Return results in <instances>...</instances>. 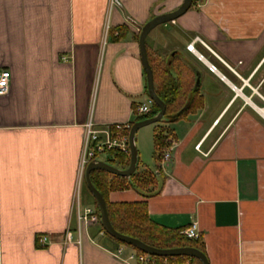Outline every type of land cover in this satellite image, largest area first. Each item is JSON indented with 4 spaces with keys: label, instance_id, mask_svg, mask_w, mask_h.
Masks as SVG:
<instances>
[{
    "label": "crops",
    "instance_id": "0c3cea01",
    "mask_svg": "<svg viewBox=\"0 0 264 264\" xmlns=\"http://www.w3.org/2000/svg\"><path fill=\"white\" fill-rule=\"evenodd\" d=\"M118 1L0 0V264H138L99 224L78 236L77 212L96 211L79 185L84 124L134 120L148 99L138 29L183 0ZM147 46L191 64L200 107L168 125L163 185L109 202L144 201L170 230L196 224L208 264H264V0H205Z\"/></svg>",
    "mask_w": 264,
    "mask_h": 264
},
{
    "label": "trees",
    "instance_id": "16d2710c",
    "mask_svg": "<svg viewBox=\"0 0 264 264\" xmlns=\"http://www.w3.org/2000/svg\"><path fill=\"white\" fill-rule=\"evenodd\" d=\"M195 1L192 0L190 9L195 7ZM201 54L204 56L203 53ZM147 59L153 74L155 93L165 105V114L158 122V126L155 127L153 133L152 157L157 165L161 162L162 156L170 146V140L173 137L172 130L168 125L194 112L200 107V102L198 90L194 91L195 72L191 64L182 57L180 52L170 51L165 55H160L156 51H151L147 46ZM186 104H188V107L183 110ZM137 106H134V110H136ZM158 112L159 108L152 104L146 114L135 116L131 124L152 118ZM107 163L117 169L125 170L129 165V157L119 152H113ZM138 165L130 178L113 176L97 170L90 173L93 186L106 202L108 218L113 229L119 234L137 239L157 249L193 248L205 255L204 243L200 236L197 239H187L180 235V230H170L156 225L148 218L144 201L135 203L109 202L108 195L111 192L132 189L139 194H146L159 181L161 186L163 185L164 177H161V175L157 176L155 172L160 171L159 165L154 167L155 169L147 166L139 169ZM155 189H158V186ZM95 209L99 219V211L96 204ZM104 235L117 244H122L109 237L105 232ZM134 250L137 254H143L136 249ZM152 259L155 264H201L198 260L188 257H152Z\"/></svg>",
    "mask_w": 264,
    "mask_h": 264
},
{
    "label": "water",
    "instance_id": "95a60500",
    "mask_svg": "<svg viewBox=\"0 0 264 264\" xmlns=\"http://www.w3.org/2000/svg\"><path fill=\"white\" fill-rule=\"evenodd\" d=\"M192 5V0H183L181 5L173 12L158 15L147 23H145L139 31L138 36V45L140 51V60L144 70L145 79H146V90L148 97L152 100V102L159 108V112L156 116L145 119L140 122L134 123L128 133V143H129V165L128 168L125 170L117 169L107 162L94 160L88 164L84 172V183L86 185L87 190L93 197L95 204L99 211V222L101 225L102 230L112 239L132 247L143 254L149 255L151 257H188L198 260L201 264H208L207 259L203 253L200 251L193 249V248H176V249H168L162 250L157 249L151 246L144 244L143 242L124 236L122 234L117 233L108 218L106 202L102 195L95 189L93 186L90 173L92 171H103L113 176H118L122 178H130V176L136 171L138 162H139V155L136 147L135 142V134L136 132L147 125L158 123L165 114V105L164 103L157 97L155 90H154V83H153V74L152 70L149 66L148 59H147V48H146V37L147 35L157 26L166 24L168 22H172L186 13ZM196 56L200 60H204L201 55L195 52ZM199 87V80L196 79L194 91L198 90ZM188 107V104L185 105L183 110Z\"/></svg>",
    "mask_w": 264,
    "mask_h": 264
},
{
    "label": "built area",
    "instance_id": "2783aa9c",
    "mask_svg": "<svg viewBox=\"0 0 264 264\" xmlns=\"http://www.w3.org/2000/svg\"><path fill=\"white\" fill-rule=\"evenodd\" d=\"M205 0H196L195 7L199 9ZM110 6L121 7V3L118 0H110ZM174 23V21H172ZM108 30V27L107 29ZM140 31V28L138 29ZM194 42L202 44L204 47L209 49L198 37L195 38ZM187 51L195 52L193 44H189ZM212 52V51H211ZM213 53V52H212ZM215 55V53H213ZM210 71H214L215 68L210 65ZM10 83V74L8 71L0 72V96L4 95ZM152 105L151 99H147L146 102L137 106L135 110V116H141L146 114ZM131 122L119 123L107 125L104 128L99 129L92 118L84 124V135L82 152L79 160V185L83 181L84 172L88 164L94 160H99V157L106 155L107 159L113 152H119L129 157V143L128 133L131 128ZM174 147V143L170 146L163 154L160 165L167 163L170 159L171 150ZM78 203V198H77ZM77 233L81 238V229L91 227L95 224H99V219L96 211L93 209H84L82 212H77ZM104 234V231H101ZM180 235L187 239H197L199 237L198 229L196 224L180 231ZM66 239L70 240V234L66 235ZM41 244L46 243V238L39 240ZM121 250H117L116 257H119ZM129 260L135 259L138 264H155L151 256L146 254L130 255Z\"/></svg>",
    "mask_w": 264,
    "mask_h": 264
},
{
    "label": "rangeland",
    "instance_id": "374dc122",
    "mask_svg": "<svg viewBox=\"0 0 264 264\" xmlns=\"http://www.w3.org/2000/svg\"><path fill=\"white\" fill-rule=\"evenodd\" d=\"M166 24L168 25V24H170V22H168ZM186 50H187V48H186ZM156 126H158V123L144 126V127L140 128L136 133L135 139L137 141L136 146H137V151H138V155H139V165H138L139 168L143 167V166L153 168L155 165V163L152 161V154H153V139H152V137H153L154 129ZM170 146H171V144H170ZM106 157H107L106 155L99 157V161H103V162L105 161L106 162L107 161ZM100 228H101V226H100ZM121 245L126 247V248H131V247L124 245V244H121Z\"/></svg>",
    "mask_w": 264,
    "mask_h": 264
},
{
    "label": "flooded vegetation",
    "instance_id": "af4514ba",
    "mask_svg": "<svg viewBox=\"0 0 264 264\" xmlns=\"http://www.w3.org/2000/svg\"><path fill=\"white\" fill-rule=\"evenodd\" d=\"M149 98V97H148ZM150 99V98H149ZM152 101V100H151ZM152 104H154L153 102H152ZM152 106V105H151ZM151 108V107H150ZM172 143V142H171Z\"/></svg>",
    "mask_w": 264,
    "mask_h": 264
}]
</instances>
